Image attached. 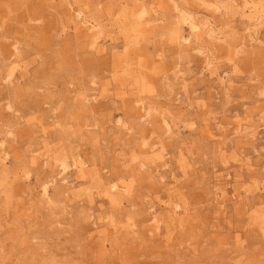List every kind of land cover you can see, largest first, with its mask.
Listing matches in <instances>:
<instances>
[{
	"label": "rangeland",
	"instance_id": "obj_1",
	"mask_svg": "<svg viewBox=\"0 0 264 264\" xmlns=\"http://www.w3.org/2000/svg\"><path fill=\"white\" fill-rule=\"evenodd\" d=\"M0 143V264H264V0H0Z\"/></svg>",
	"mask_w": 264,
	"mask_h": 264
},
{
	"label": "bare ground",
	"instance_id": "obj_2",
	"mask_svg": "<svg viewBox=\"0 0 264 264\" xmlns=\"http://www.w3.org/2000/svg\"><path fill=\"white\" fill-rule=\"evenodd\" d=\"M73 16L79 20V22L82 25L80 27L83 28L84 31H86L88 33H91L93 31V24L83 17V11L74 10L73 11ZM184 22H187L188 28L193 34H195V35L201 34L202 26H200L197 23L192 22L191 19L188 16L184 18ZM87 25H90V26H87ZM93 38L95 39L96 37L94 36ZM182 41H185V40L182 39ZM164 124L167 125V123L165 121H164ZM6 155H7V152L5 151V149L3 147V144L0 143V159L3 160L4 158H6ZM58 161L60 163H57L56 166L59 169V173L60 174H66L67 171H68V167L65 165V163L62 160H58ZM73 167L75 168V170L77 169L78 172L83 173L84 169L87 167V164H86V162H84L82 160V158L79 155H77L75 157V159H74ZM82 175H85V174H82ZM110 189L111 190H117V185L115 183L112 184L110 186ZM41 195L44 198H46L47 200L49 199V197H48V189H47L45 184L41 188ZM177 208H179V205L178 204L174 205V209H177Z\"/></svg>",
	"mask_w": 264,
	"mask_h": 264
}]
</instances>
